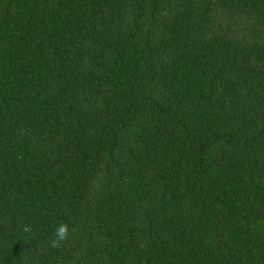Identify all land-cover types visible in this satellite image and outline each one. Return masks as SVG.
Masks as SVG:
<instances>
[{
	"label": "trees",
	"instance_id": "1",
	"mask_svg": "<svg viewBox=\"0 0 264 264\" xmlns=\"http://www.w3.org/2000/svg\"><path fill=\"white\" fill-rule=\"evenodd\" d=\"M0 264H264V0H0Z\"/></svg>",
	"mask_w": 264,
	"mask_h": 264
},
{
	"label": "clouds",
	"instance_id": "2",
	"mask_svg": "<svg viewBox=\"0 0 264 264\" xmlns=\"http://www.w3.org/2000/svg\"><path fill=\"white\" fill-rule=\"evenodd\" d=\"M22 231L25 233H31L32 226L30 224H26L23 226ZM74 231L75 229L74 228L70 229L67 223L61 222L54 231V238L49 241L50 246L52 248L61 247L62 243L69 238L70 233Z\"/></svg>",
	"mask_w": 264,
	"mask_h": 264
}]
</instances>
